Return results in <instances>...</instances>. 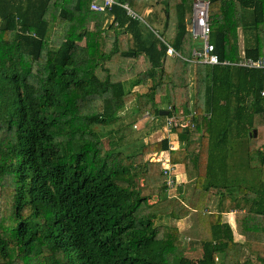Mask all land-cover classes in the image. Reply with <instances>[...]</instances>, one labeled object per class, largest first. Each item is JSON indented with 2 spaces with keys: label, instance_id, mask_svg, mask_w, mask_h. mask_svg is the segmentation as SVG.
<instances>
[{
  "label": "trees",
  "instance_id": "trees-1",
  "mask_svg": "<svg viewBox=\"0 0 264 264\" xmlns=\"http://www.w3.org/2000/svg\"><path fill=\"white\" fill-rule=\"evenodd\" d=\"M127 1L137 13L146 3ZM90 3L0 0V264H264V249H251L264 244V178L246 175L264 167V140H252L255 129L264 130V69L191 68L181 56L170 58L156 33L144 34V22L121 5L96 11ZM192 5L165 0L166 25L176 23L169 42L186 57L195 45L187 29ZM248 8L258 29L264 0H210V40L220 60H239L237 29ZM108 16L112 34L97 26ZM261 54L259 42L246 49L247 56ZM164 83L169 98H159ZM165 101L168 115L184 107L187 125L172 128L183 146L149 137L132 153L119 143L106 147L108 127L125 108L162 117ZM167 151L171 189L161 155ZM178 163L193 174L189 198L177 186ZM172 190L177 194L167 196ZM193 210L198 258L188 255L179 226L162 222ZM230 211L244 243L224 220Z\"/></svg>",
  "mask_w": 264,
  "mask_h": 264
},
{
  "label": "crops",
  "instance_id": "crops-1",
  "mask_svg": "<svg viewBox=\"0 0 264 264\" xmlns=\"http://www.w3.org/2000/svg\"><path fill=\"white\" fill-rule=\"evenodd\" d=\"M91 3H92V0H91ZM91 3H90V7H91ZM153 7L154 6H152L150 4V1L146 0L144 8L142 9L141 12L138 13L139 15H141L142 21L144 22V24L142 26L144 34H148L149 31H154L156 33V35L158 36L162 33L163 35L161 34V36L169 44H171L169 41L175 35V27H176L175 24L176 23H173V25L167 26L166 25V19H165L166 17L160 22L157 21V19H155L156 15L154 13ZM192 7H193V5H192ZM111 9H109V10H111ZM252 11H253V8H248V9L244 10L243 14H244V18H245L244 19L245 24L243 26L238 27V29H237V37H238L237 38V46H238V50H239V54H240L239 59L244 57V56H247L246 55V49L256 46L257 42H259L261 44V47H262V54L258 58L264 59V24L262 26H260L258 29H254L252 27V15H253ZM189 18H188V20H189ZM112 22H113V16H108L107 19L105 20L104 24L98 23L97 26L101 27V25H102L103 27H105L108 30V32L110 34H112L115 31V29H113V27L109 26ZM115 25H117V22L115 23ZM187 29L189 30V23L188 22H187ZM121 36H122V38H125V36L123 34ZM158 38H159V36H158ZM193 40L195 42V45H194V47H195L196 46V40L194 38H193ZM161 43H163V42L161 41ZM48 47H49V41L44 40L41 55H40L41 56L40 58L42 61L46 57V52L48 50ZM178 53L180 55H176V56H181L182 58H185L188 61H190L189 58H192V53L189 57L183 56L180 52H178ZM174 57L175 56H171L170 58H174ZM247 57H250V56H247ZM190 62H191V68H192L195 63L192 61H190ZM207 65H209V64H207ZM238 67H241V66H238ZM249 69H255V68H249ZM262 69H264V68H262ZM165 86H166V83H164V86H162L165 91L162 93V95L159 94V98L162 96L168 97L169 94H168V91H167ZM167 100L168 99L166 98V101ZM166 101L160 105L161 107H163V110H168V108H171V105L167 104L168 101L167 102ZM146 113H148L152 117L151 121L153 123L152 124L153 129H152L150 135H148L146 133V137H144L145 141L147 139H149V137L152 138L158 133H163L161 136H158L155 139H159L161 137H167L168 140L170 141V143L173 144L174 149H178L180 146H183V143L178 139L177 134L172 131V128H173V126H176V125H182V126L187 125L188 117L186 116V114L184 112V107L179 106L178 112L175 113V115L161 114L164 116L160 117V116L150 114L149 112H146ZM170 117H173L175 119L176 124L169 125L167 123V120ZM161 155L164 157L169 156V152L167 151L165 153H162ZM174 167H175V172H176V177H177V182H178L177 186H180V185L183 186L185 191H187L189 188H192V185H193L192 182L194 179L193 174L188 172L185 169V166L183 164H179V163L174 164ZM141 182H143L142 179H141ZM192 192H193V190H191V194H192ZM191 194L188 191V198L191 196ZM217 200L218 199H215L213 201L214 203L212 204V207H211L213 210H216V206H217L216 204L218 203ZM230 213H232V211L223 213L224 220H225L226 215H230ZM233 215H234V221L231 222V220L229 218L228 222H230V224L232 225V227L234 229L235 240L240 242V243H244L245 236L239 234L236 230L235 212ZM183 222L187 223L186 226H183L184 227L183 231L186 232L188 235V237H187V235L184 234L185 235L184 237H186L188 239V248H187L188 255L193 257V258H198L202 255L203 248H202V245L200 242L201 234H200V230H199V226H198V222H197L196 211L193 210L188 215V217L177 220L176 225L178 226L179 223H183ZM253 244L254 243H252V246H253ZM248 248H249V246L247 245V248L245 247L244 253L249 252Z\"/></svg>",
  "mask_w": 264,
  "mask_h": 264
},
{
  "label": "rangeland",
  "instance_id": "rangeland-1",
  "mask_svg": "<svg viewBox=\"0 0 264 264\" xmlns=\"http://www.w3.org/2000/svg\"><path fill=\"white\" fill-rule=\"evenodd\" d=\"M148 1H150V4L152 6H154L153 7L154 13L156 15L155 19H157V21H159V22L162 21L166 17L165 0H148ZM171 10H172V13L174 15L173 6H172ZM172 21H171L170 25H173ZM174 21H175V18H174ZM80 63L87 64V61L85 59H82V60L80 59ZM193 72H191V81H190L191 85H189L188 91H191L192 86H193V81H194V78H193L194 73ZM131 104L132 103H130L129 105H131ZM122 115L124 116V118L120 122H117V123L113 124L112 126L108 127V128L112 129V132H110L108 135H106L104 137V143H105L106 147H109L111 145L110 143H114L113 144L114 146L119 143L117 145V148L122 149L125 153H132L134 151H139L141 149L142 144L144 143V137H146V133L148 135H150L151 131L153 129V127H152L153 123L151 121L152 117L148 113H143V114L132 113V111L130 109H126V108L122 112ZM162 134L163 133H158L154 137H152V139L154 140L155 138H157L158 136H161ZM119 137H123V139L120 140ZM252 140L255 143L259 142L260 140L263 141L264 140V130L263 129L259 130V132H257V136H254V138ZM240 153H241L240 151H237V152H235L234 155H230V158H231L230 169L232 171H236L238 169V164H236V163L242 155ZM263 169H264V167L254 168V169L248 170V171H246V175L250 178L252 177L255 179L264 178V172H262ZM138 182L140 184V187H143V185L146 184V181L141 182V180H138ZM181 187L184 190V187L183 186H181ZM191 190H193V187L189 188L187 191L184 190V196L186 198H188V191L191 194ZM143 191L146 193L147 189L145 190V188L143 187ZM176 192H177V190L176 191L172 190L171 192H166V194H167V196H174L175 194H177ZM156 198H157V195H152L150 198V201L152 202L153 200H156ZM233 214H234V212L232 211V213H230V215H226L225 220L229 221V218H230L231 222L234 221V215ZM176 221L177 220H174V219L162 220V222H166V223H170V224H176ZM186 225H187V223H185V222L179 223V225H178V226H180L179 228L181 229V231L185 235H187V233L183 231L184 230L183 226H186ZM187 237H188V235H187ZM186 240H188V239L186 238ZM251 249H253L254 251L264 249V244L263 243H254L253 246L251 247Z\"/></svg>",
  "mask_w": 264,
  "mask_h": 264
},
{
  "label": "built area",
  "instance_id": "built-area-1",
  "mask_svg": "<svg viewBox=\"0 0 264 264\" xmlns=\"http://www.w3.org/2000/svg\"><path fill=\"white\" fill-rule=\"evenodd\" d=\"M121 5L124 7L128 14L133 18L141 19L139 15L133 8L130 6V3L127 0L120 2L119 0H92L91 9L96 11H105L111 9L114 5ZM209 5L210 0H195L193 1L191 21L189 23V30L196 40V46L192 50V58L190 61L194 63H203L209 65H236L245 68H255L262 69L264 68V59L263 58H253L244 56L239 60L232 62L230 60H220L218 54L215 52L214 44L210 40L211 35V25L209 22ZM161 41L166 45V53L169 56L180 55L175 48L169 44L161 35H158ZM167 123L169 125L176 124L173 117L168 118ZM165 169L168 170V179L167 184L168 188L171 189L174 187L176 181H174L172 165L170 162V157L165 156L162 158Z\"/></svg>",
  "mask_w": 264,
  "mask_h": 264
},
{
  "label": "water",
  "instance_id": "water-1",
  "mask_svg": "<svg viewBox=\"0 0 264 264\" xmlns=\"http://www.w3.org/2000/svg\"><path fill=\"white\" fill-rule=\"evenodd\" d=\"M195 1V0H194ZM190 21H191V18H189V20L187 21L188 23H190ZM161 114H168V110H162L161 111ZM257 134V130L255 129L254 130V135H256Z\"/></svg>",
  "mask_w": 264,
  "mask_h": 264
}]
</instances>
